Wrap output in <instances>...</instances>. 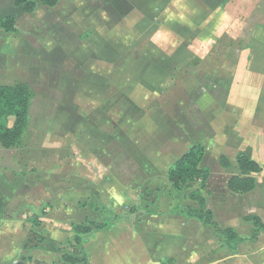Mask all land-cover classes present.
Masks as SVG:
<instances>
[{
  "label": "rangeland",
  "instance_id": "rangeland-1",
  "mask_svg": "<svg viewBox=\"0 0 264 264\" xmlns=\"http://www.w3.org/2000/svg\"><path fill=\"white\" fill-rule=\"evenodd\" d=\"M175 1L168 6L170 13L175 12ZM131 2L139 11L145 12L149 8L154 13L160 11L159 5L152 4L153 0ZM1 3L6 12L11 8L9 0H1ZM69 6L64 4L63 10L67 11ZM115 6L123 10L124 4L119 0L115 1ZM40 25L44 26L42 19L26 14L19 17L18 33H0V86L26 82L35 95L29 132L23 146L7 150L0 145V264H64L62 256L74 254L69 245L75 238L72 226L95 228L96 223L108 224L107 230L97 233V238L91 236L77 250H82L83 254L88 252L92 264H99L98 243H114L119 251H125L130 248L128 239L131 237L160 238L169 231L161 232L159 228L172 225L169 221L173 218L166 215L178 204H193L187 197L199 188V184L180 193L173 190L168 176L169 163L180 152L186 151L177 147L175 139L177 89L183 86L178 85L177 79L180 75L191 78L217 69L232 76L235 59L241 55L237 50H241L243 43L237 39L231 56L220 47V51L214 50L206 61L172 71V81L167 85H148L141 81L131 86V92L128 87L117 86L119 100L116 97L110 99L106 94L100 107L108 113H111L109 109L116 110L112 114L116 122L113 129L109 124L112 116L104 117L103 111L96 116V104L93 103L90 108H93L94 115L87 123L82 115L90 113V102L76 93L79 90L73 87L74 83L66 84L68 90L65 86L57 89L54 85L53 88L51 84H55L60 75H55L47 63H36L22 53L27 43L33 48L39 47L37 39L47 35L45 29L35 31L34 27ZM169 35V48L174 51L176 37L172 33ZM243 40L249 44L254 37L245 36ZM259 53H256L257 63L260 55L264 58ZM194 83V80L185 81L184 88L193 90ZM98 87L101 90L105 86ZM71 93L74 94L70 96ZM189 106L187 115L192 114ZM119 109L122 123L115 117ZM166 112L169 119L165 118ZM66 113L68 116H64ZM101 119L105 122L103 126L98 124ZM258 140L261 138L253 136L252 143L255 145ZM248 150L247 153L254 154L263 169L255 176L257 187L253 192L236 194L229 190L228 182L233 175L222 171L220 159L223 155L220 157L222 152L216 149L211 151L208 159L213 175L203 191L209 202L208 208L216 210L214 221L220 228L233 226L244 239H251L253 235L247 217L261 216L264 222V146H251ZM228 158L236 164L237 158ZM141 159L150 163L142 165ZM155 159L157 161L153 163ZM116 216L122 218L115 219ZM34 218L42 220L36 230L31 223ZM180 220L185 219L180 217ZM186 227L191 229L188 234H199L197 237L201 242L206 243L213 237L217 246L223 242L213 227ZM241 248L248 257V261L242 263L264 264L263 234L257 242H249Z\"/></svg>",
  "mask_w": 264,
  "mask_h": 264
},
{
  "label": "crops",
  "instance_id": "crops-1",
  "mask_svg": "<svg viewBox=\"0 0 264 264\" xmlns=\"http://www.w3.org/2000/svg\"><path fill=\"white\" fill-rule=\"evenodd\" d=\"M115 1L119 0H58L54 7L38 4L33 13H24L15 0H9L11 8L6 12L0 0V12L3 18L14 17L17 24L19 17L26 14L44 21V26L34 27L35 31H47L46 36L37 39L39 47L33 48L27 43L22 53L36 63H47L55 75H60L51 84L53 88L54 85L57 89L67 88L66 84L74 83L73 87L79 90L76 93L90 102V113L82 115L86 122L94 115L91 103L96 104L98 116L103 111L101 101H105L106 94L110 99L119 100L117 86L128 87L131 92V86L141 81L148 85H167L172 81L174 70L206 61L220 47L231 56L235 42L240 39L239 43L243 44L237 52L241 55L235 59L232 76L217 69L191 78L178 77V85L183 86L177 89L175 139L177 147L186 151L172 159L168 171L195 144L206 149L202 167L210 170L209 180L213 168L209 167L208 159L214 149L222 152L220 157L237 158L244 153L256 161L254 154L251 157L247 151L251 146H264V58L260 55V62H256L258 50L264 57V0H176L174 13L168 11L174 0H153L152 4L160 6L157 14L151 8L139 11L131 0H120L124 4L121 10L116 8ZM64 4L70 5L67 11L63 10ZM65 24L68 26L64 27ZM169 33L176 37L174 51L169 48ZM245 36L254 40L248 44L243 40ZM192 80L195 81L193 90H186L185 81ZM98 86L105 87L101 91ZM189 105L191 115L186 111ZM109 110L111 113L103 111L104 117L116 111ZM117 112L115 117L122 123L120 109ZM168 117L166 112L165 118ZM112 118L109 124L115 129V118ZM104 123L102 119L98 122L102 126ZM253 136L261 138L255 145ZM140 163L145 165L150 161L141 159ZM209 209L216 212L212 207ZM166 216L173 218L169 221L172 225L159 228L161 232L169 231L160 238L131 237L130 248L125 251H119L114 243H98L99 264H244L243 261H248L241 248L244 244L237 252H231L224 241L221 245L217 242V246L213 235L208 242H201L199 234H188L191 229L186 226L204 227L202 222L184 217L181 221L171 212ZM89 259L92 264V258Z\"/></svg>",
  "mask_w": 264,
  "mask_h": 264
},
{
  "label": "trees",
  "instance_id": "trees-1",
  "mask_svg": "<svg viewBox=\"0 0 264 264\" xmlns=\"http://www.w3.org/2000/svg\"><path fill=\"white\" fill-rule=\"evenodd\" d=\"M15 3L22 8L24 13H33L38 4L54 7L58 0H15ZM2 32L18 33L19 29L14 17L3 18L0 12V33ZM34 96L32 87L25 82L0 86V145L2 148L9 150L19 149L23 146L29 132ZM205 155L206 149L201 144H195L169 170L168 176L174 191L183 193L190 190L195 184H199V188L191 191L187 197L193 201V204H178L173 208L171 214L186 219H194L206 226L213 227L220 236L219 238L223 239L224 245L231 252H237L241 245L249 242L255 243L262 234L264 235V222L259 216L246 218V221L252 225L253 235L251 239L240 237L233 228H220L214 221V212L208 208V201L203 193L210 176V170L202 167ZM220 165L233 175L228 182V187L232 193L236 194L253 192L257 187L255 176L263 171L256 161L244 153L237 156L236 164H233L227 156H222ZM114 218L120 219L122 217L116 216ZM31 223L33 230H36L42 225V220L34 218ZM94 226L95 228L84 225L72 226L75 238L69 245L73 247L74 254L65 253L62 256L64 264H79L83 261L89 264L88 253L83 254L82 250H77V248L83 246V243L91 236L97 238L96 234L107 230L108 224L96 223ZM35 234L39 235V232L35 231Z\"/></svg>",
  "mask_w": 264,
  "mask_h": 264
}]
</instances>
